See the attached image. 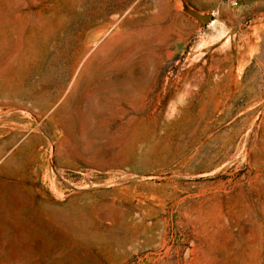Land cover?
Segmentation results:
<instances>
[{
  "label": "rangeland",
  "instance_id": "obj_1",
  "mask_svg": "<svg viewBox=\"0 0 264 264\" xmlns=\"http://www.w3.org/2000/svg\"><path fill=\"white\" fill-rule=\"evenodd\" d=\"M0 264H264V0H0Z\"/></svg>",
  "mask_w": 264,
  "mask_h": 264
},
{
  "label": "built area",
  "instance_id": "obj_2",
  "mask_svg": "<svg viewBox=\"0 0 264 264\" xmlns=\"http://www.w3.org/2000/svg\"><path fill=\"white\" fill-rule=\"evenodd\" d=\"M231 5H236V0H226Z\"/></svg>",
  "mask_w": 264,
  "mask_h": 264
}]
</instances>
